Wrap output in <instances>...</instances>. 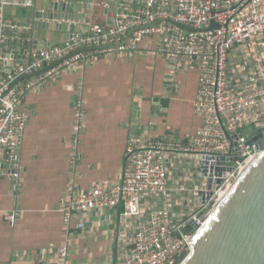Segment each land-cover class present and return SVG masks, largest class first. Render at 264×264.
Wrapping results in <instances>:
<instances>
[{"label":"built area","instance_id":"2783aa9c","mask_svg":"<svg viewBox=\"0 0 264 264\" xmlns=\"http://www.w3.org/2000/svg\"><path fill=\"white\" fill-rule=\"evenodd\" d=\"M76 3L78 8L66 12L75 16L72 18L33 20L20 15L7 19V7L30 9L34 0H0V179L11 181L13 194L22 188L21 144L29 118L23 104L27 94L67 73L85 69L99 58L135 52L147 39L155 41V52L168 62L170 76L190 68L199 70L194 108L203 119L202 125L186 140L145 138L135 133L127 146L120 181L82 189L71 180L60 206L66 223L78 215V229L84 231V215L116 213L121 205L126 228L116 264H175L183 253H187L186 258L191 254L196 236L219 208L224 193L236 184L241 170L264 152L261 139L250 145V138L242 134L251 126L258 133L264 132V47L257 45L264 41V0ZM95 8L103 15L100 22L84 17L87 9ZM52 11L49 8L40 13ZM38 21L50 23L52 28H38L34 25ZM65 22L71 30L62 42L40 37L43 29L61 28ZM85 48L89 50L79 51ZM44 69L10 89L19 78ZM74 89L79 95L74 102L69 144L73 162L86 124L82 87ZM175 195L186 205L192 199L188 213H174L181 203L176 200L172 210ZM207 209L200 227L191 235L184 234L182 228ZM16 216L13 212L6 219L13 223ZM70 246L67 238L57 248L60 264L68 262Z\"/></svg>","mask_w":264,"mask_h":264},{"label":"crops","instance_id":"0c3cea01","mask_svg":"<svg viewBox=\"0 0 264 264\" xmlns=\"http://www.w3.org/2000/svg\"><path fill=\"white\" fill-rule=\"evenodd\" d=\"M52 1L34 0L33 8L23 11L7 7L5 17L47 10ZM84 17L103 20L96 8L87 9ZM67 25L43 29L40 37L60 43L71 30ZM263 42L257 44L260 49ZM155 50V41L147 39L138 51L99 58L85 69L27 94L22 188L13 194L11 181L0 179V264H60L56 251L67 238L71 246L66 264H112L107 255H114L115 244L117 256L122 253L126 226L117 211L84 215L86 228L82 231L77 226L78 215L66 223L60 198L71 180L82 189L120 181L127 146L135 133L145 138L186 140L202 125L194 108L199 70L190 68L172 77L168 62ZM76 86L82 87L86 124L73 162L69 144L79 95ZM13 212L17 216L11 223L6 216Z\"/></svg>","mask_w":264,"mask_h":264},{"label":"water","instance_id":"95a60500","mask_svg":"<svg viewBox=\"0 0 264 264\" xmlns=\"http://www.w3.org/2000/svg\"><path fill=\"white\" fill-rule=\"evenodd\" d=\"M78 7L76 0L74 3H68L67 0H53L49 6L50 9L53 8L52 12L42 14L35 9L27 15V19L35 20L44 17L50 19L72 18L75 16H70L66 12L71 8L76 9ZM20 10L25 9L21 8ZM20 15H22V12ZM34 25L38 28H52V24L46 22L38 21ZM87 50L89 49L85 48L79 51ZM58 63L60 61L52 66ZM44 71L45 69L19 78L11 85L10 89L19 81ZM135 105L137 109V104ZM134 120L136 124L137 118ZM242 134L246 138H250L248 140L250 145L261 139L263 144L260 148L264 149V132L258 133L255 126H251L243 130ZM121 211L122 207L120 205L117 213L120 215ZM206 213H208V209L205 210L204 214H200L198 219L191 220L183 227L182 232L186 235L193 234L200 227L201 222L205 220ZM147 215H149V212ZM117 255V244H115L112 264H116ZM186 257L187 253L185 252L176 260L175 264H181V260ZM184 264H264V158L259 160L247 174L240 187L226 202L219 206L208 219V222L201 228L193 242V250Z\"/></svg>","mask_w":264,"mask_h":264},{"label":"bare ground","instance_id":"6f19581e","mask_svg":"<svg viewBox=\"0 0 264 264\" xmlns=\"http://www.w3.org/2000/svg\"><path fill=\"white\" fill-rule=\"evenodd\" d=\"M264 158V152H262L253 162H251L250 165L245 166L240 173L239 179L236 182L235 185H233L228 191H226L223 195V198L220 201V206L226 202L232 194L236 191L238 187H240L241 183L244 181V179L247 177V174L250 172V170L259 162V160ZM218 209V208H217ZM113 259V257H112Z\"/></svg>","mask_w":264,"mask_h":264},{"label":"rangeland","instance_id":"374dc122","mask_svg":"<svg viewBox=\"0 0 264 264\" xmlns=\"http://www.w3.org/2000/svg\"><path fill=\"white\" fill-rule=\"evenodd\" d=\"M174 202L171 204L172 206V210L174 209V203L175 201H181V203L179 204V210L178 211H174L175 214H179V215H184L185 213H188V210L187 209H190V206L193 205V201L192 199H190V201L188 202V204L186 205L185 204V201L183 202L180 198H178L176 195L175 197L173 198Z\"/></svg>","mask_w":264,"mask_h":264}]
</instances>
